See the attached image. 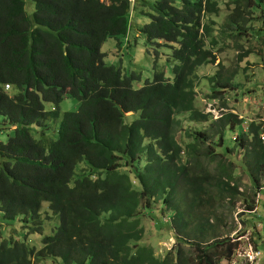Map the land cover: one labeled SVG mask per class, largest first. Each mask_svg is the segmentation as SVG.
Instances as JSON below:
<instances>
[{
    "label": "trees",
    "instance_id": "1",
    "mask_svg": "<svg viewBox=\"0 0 264 264\" xmlns=\"http://www.w3.org/2000/svg\"><path fill=\"white\" fill-rule=\"evenodd\" d=\"M31 1L28 16L25 0H0V119L12 132L0 142V219L43 236V247L6 238L0 264H231L240 241L221 239L214 223L226 201L244 202L241 218L262 201L264 210V121L245 125L233 112L215 118L197 107L198 70L217 62L220 29L211 17L223 0L143 2L150 22L139 32L170 48L176 64L172 79L156 69L140 88L139 74L107 65L102 51L109 39L127 38L134 0ZM226 5L222 31L263 36L254 23L264 27V0ZM207 79L209 101L236 87L220 73ZM67 98L79 109L64 114L51 139ZM183 119L197 126L184 128ZM239 168L254 193L242 191ZM43 203L60 218L52 235ZM157 205L159 228L167 225L176 240L162 257L141 245L142 220Z\"/></svg>",
    "mask_w": 264,
    "mask_h": 264
},
{
    "label": "rangeland",
    "instance_id": "2",
    "mask_svg": "<svg viewBox=\"0 0 264 264\" xmlns=\"http://www.w3.org/2000/svg\"><path fill=\"white\" fill-rule=\"evenodd\" d=\"M155 2L157 0H134L133 15L131 17V28L127 38H122L119 41L109 39L102 48V51L107 54L105 63L121 68L124 75L136 73L140 75V79L134 83L135 88L143 87L148 81H153L155 70L163 71L166 78H173L172 67L175 62L171 60L172 50L168 47H157V45L149 44L143 35L139 32L140 28L149 23L150 19L141 15L143 2ZM223 0L222 11L218 16L211 18L216 22V29H220L217 34V46L214 51L217 54V62L215 65L203 66L198 70L200 80L197 85V107L206 113H212L215 118L224 112H233L240 115L245 120V125L253 121H264V33L263 36L249 35L243 39H238L232 36L227 31H222L224 19L227 15V2ZM26 12L28 16L34 10V4L31 0H25ZM255 30H263L264 27L260 23H254ZM119 43V45H118ZM220 63L219 66H217ZM220 73L222 77H231L235 84V89L229 92L223 91L221 100L209 101L208 95L211 93V85L207 78ZM79 101L74 98L65 99L60 105V118L48 132L51 139H57V131L55 130L63 116L67 112H76L79 109ZM226 105V107H224ZM47 110L52 109L50 104H46ZM139 114H135L129 118L132 122L138 118ZM183 126L196 127L194 123H188L183 119ZM40 129L34 127L32 133L36 138L40 137ZM239 132V130H237ZM12 135L10 130L1 128L0 119V142L5 143L9 136ZM182 134L177 132V139L181 140ZM235 134L231 137L234 138ZM231 146V144H230ZM242 151H237L236 159L240 158ZM86 166L84 163L81 168ZM237 174L242 177V191L249 194L254 193L251 190L250 180L242 169L239 168ZM260 198V194L256 196V204ZM262 199V196L260 198ZM244 202L238 201L236 208H233L231 202H225V208L220 211L221 221H216L214 227L217 228V235L221 239L231 238L232 241H240V246L237 250L231 264H251L247 259V254L251 249H256L260 252L258 259L252 264H264V210L263 201L255 208L252 214H246L242 218L239 213L244 211ZM159 205L156 209L148 211L147 216L143 218V225L146 230L141 245L152 247L157 256H164L166 252L176 245V240L172 237V233L168 227L163 226L161 219L157 217L159 213ZM1 213V212H0ZM42 218L45 220V235H52L54 228L60 225L59 216L55 215L49 203H43ZM253 216H257V220H250ZM248 218L247 231L242 220ZM253 222H256L253 223ZM254 225L257 227L256 232H252ZM28 228H22L19 223L7 225L0 219V242L4 239L24 240L27 239L32 247L41 249L43 247V236L38 234L29 235ZM245 232V233H244ZM244 233V237L238 239L237 236ZM27 234V235H26ZM26 235V237H25ZM241 238V237H240ZM43 264H55L53 260H47Z\"/></svg>",
    "mask_w": 264,
    "mask_h": 264
},
{
    "label": "built area",
    "instance_id": "3",
    "mask_svg": "<svg viewBox=\"0 0 264 264\" xmlns=\"http://www.w3.org/2000/svg\"><path fill=\"white\" fill-rule=\"evenodd\" d=\"M8 88H9V86L6 85L5 89H8ZM261 138H262V140H264V133L261 134ZM259 256H260V252L259 251H257L256 249H254V250L251 249V251L247 254V259L252 264L253 262H255L258 259Z\"/></svg>",
    "mask_w": 264,
    "mask_h": 264
},
{
    "label": "bare ground",
    "instance_id": "4",
    "mask_svg": "<svg viewBox=\"0 0 264 264\" xmlns=\"http://www.w3.org/2000/svg\"><path fill=\"white\" fill-rule=\"evenodd\" d=\"M7 90V89H6Z\"/></svg>",
    "mask_w": 264,
    "mask_h": 264
}]
</instances>
